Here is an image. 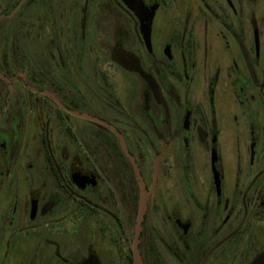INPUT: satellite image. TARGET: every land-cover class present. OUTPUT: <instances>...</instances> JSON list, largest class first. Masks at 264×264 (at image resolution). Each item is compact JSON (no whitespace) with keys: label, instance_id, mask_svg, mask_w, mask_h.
Returning <instances> with one entry per match:
<instances>
[{"label":"flooded vegetation","instance_id":"1","mask_svg":"<svg viewBox=\"0 0 264 264\" xmlns=\"http://www.w3.org/2000/svg\"><path fill=\"white\" fill-rule=\"evenodd\" d=\"M0 264H264V0H0Z\"/></svg>","mask_w":264,"mask_h":264},{"label":"water","instance_id":"2","mask_svg":"<svg viewBox=\"0 0 264 264\" xmlns=\"http://www.w3.org/2000/svg\"><path fill=\"white\" fill-rule=\"evenodd\" d=\"M124 2L127 4V0H124ZM136 12H141V11H145V10H137V9H134ZM139 14V13H138ZM116 60H117V62H119L120 64H122L123 65V63H122V61L120 60V59H118L117 57H116ZM124 66V65H123ZM125 67V66H124ZM127 68H133L135 71H137L148 83H149V85L152 87V89L154 90V84H153V82H152V80L149 78V77H147V76H145L143 73H142V71L139 69V67H135V66H130V67H127ZM155 91V90H154ZM145 195L144 194H142L141 195V200H140V206L141 207H144V204H145Z\"/></svg>","mask_w":264,"mask_h":264},{"label":"rangeland","instance_id":"3","mask_svg":"<svg viewBox=\"0 0 264 264\" xmlns=\"http://www.w3.org/2000/svg\"><path fill=\"white\" fill-rule=\"evenodd\" d=\"M259 13V12H258ZM226 152H228L229 150L227 148L224 149Z\"/></svg>","mask_w":264,"mask_h":264}]
</instances>
